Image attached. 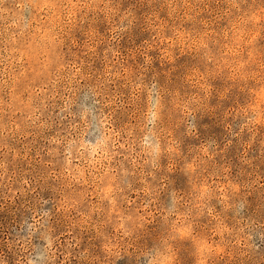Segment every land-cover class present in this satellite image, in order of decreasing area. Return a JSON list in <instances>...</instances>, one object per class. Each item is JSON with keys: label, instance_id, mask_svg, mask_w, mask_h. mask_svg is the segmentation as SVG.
Instances as JSON below:
<instances>
[{"label": "rangeland", "instance_id": "obj_1", "mask_svg": "<svg viewBox=\"0 0 264 264\" xmlns=\"http://www.w3.org/2000/svg\"><path fill=\"white\" fill-rule=\"evenodd\" d=\"M0 264H264V0H0Z\"/></svg>", "mask_w": 264, "mask_h": 264}]
</instances>
